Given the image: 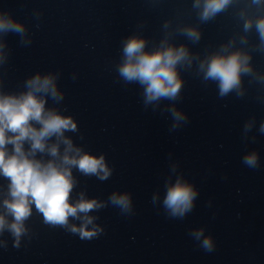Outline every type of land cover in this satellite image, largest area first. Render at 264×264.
Listing matches in <instances>:
<instances>
[{"label":"water","instance_id":"1","mask_svg":"<svg viewBox=\"0 0 264 264\" xmlns=\"http://www.w3.org/2000/svg\"><path fill=\"white\" fill-rule=\"evenodd\" d=\"M192 2L0 0V9L24 22L32 40L24 46L18 35L9 34L0 41L10 51L8 62L0 66L3 90H24L26 78L37 71H59L58 84L65 93L60 110L72 115L79 127L78 133L68 135L86 151L105 154L114 169L104 182L74 172L80 181L76 191L86 189L89 198L102 200L113 191H128L135 208L131 217L111 206L95 213L105 232L90 241L50 228L34 211L27 222L31 240L25 238L16 249L5 233L8 247L0 248V264H264V134L257 131L264 120V84L249 83L245 77L243 97L233 93L220 98L216 84L204 83L194 63L191 70H181L184 86L176 102L189 121L170 132V115L145 109L140 87L125 84L116 71L121 40L139 31L151 47L165 34V22L173 41L187 44L201 59L231 38H236V47H245L239 44L246 34L236 15L243 4L200 24ZM182 25L198 26L201 41L193 45L175 35ZM247 36L250 51L258 37L255 31ZM251 55L255 70L264 74V53L252 50ZM252 117L256 126L248 135L256 136L254 143L243 139V125ZM251 150L260 154L257 170L241 162ZM170 153L171 162L178 161L199 189L196 206L184 220L167 218L151 203L156 189L163 197ZM5 183L0 178V184ZM202 226L216 242L210 253L188 235Z\"/></svg>","mask_w":264,"mask_h":264},{"label":"clouds","instance_id":"2","mask_svg":"<svg viewBox=\"0 0 264 264\" xmlns=\"http://www.w3.org/2000/svg\"><path fill=\"white\" fill-rule=\"evenodd\" d=\"M240 4L244 6L236 15L246 35L240 36L239 44L245 47H236V38H231L201 59L187 44L173 41V34L167 31L168 22L163 24V37L158 43L152 42L151 47L149 39L139 31L121 40L120 61L116 65L118 77L125 84L140 87L145 109L151 107L153 112L159 109L162 115H170V132L189 121L187 114L176 107V102L181 99L184 86L181 70H191L194 63L196 74L204 83L216 84L220 98L233 93L238 98L243 97L245 77L250 78L249 83L264 84V74L255 70L251 55L252 50L264 53V0H193L192 8L203 24ZM36 15L38 17L39 13ZM253 31L258 43L249 51L246 50L247 34ZM9 34L18 35L24 46L32 42L26 24L14 18L10 11L0 9V41ZM175 35L193 45L202 39L200 28L193 25L179 26ZM6 47V43L0 42V66L9 59L10 51L6 52ZM60 75L59 71H37L26 78L24 90L19 92L4 91L0 75V178L6 181L0 184V248L8 247V240L3 238L5 233L12 238V247L16 249L22 246L25 238L31 240L32 230L27 222L34 211L50 228L63 229L88 241L105 232L97 223L99 216L95 213L100 210L111 206L122 216L135 215L133 197L128 191H113L106 200L89 198L86 189L76 191L80 181L74 172L104 182L110 179L114 169L109 166L105 154L86 151L68 135L78 133L79 127L72 115L60 110L59 105L65 97L58 84ZM72 78L75 79V74ZM49 100L53 101L52 106H48ZM164 101L171 103L161 108ZM255 126V117L244 123L245 141H256L255 135L250 138L248 135ZM257 131L264 134V120ZM169 160L163 197L158 188L152 194L151 203L159 205L167 218L184 220L196 206L199 189L186 178L178 161L171 162V153ZM241 162L257 170L261 166L260 154L257 150L247 151ZM208 206L211 207V201ZM188 235L205 252L215 250V239L210 233L206 234V227L192 228Z\"/></svg>","mask_w":264,"mask_h":264}]
</instances>
